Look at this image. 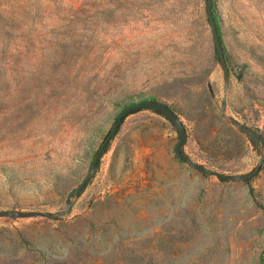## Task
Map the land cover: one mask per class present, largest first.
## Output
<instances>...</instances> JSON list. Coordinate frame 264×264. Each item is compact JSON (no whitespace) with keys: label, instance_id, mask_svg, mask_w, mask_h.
<instances>
[{"label":"rangeland","instance_id":"1","mask_svg":"<svg viewBox=\"0 0 264 264\" xmlns=\"http://www.w3.org/2000/svg\"><path fill=\"white\" fill-rule=\"evenodd\" d=\"M214 12L226 65L207 0H0V264H258L264 0ZM144 101L190 162L144 109L94 167Z\"/></svg>","mask_w":264,"mask_h":264},{"label":"water","instance_id":"2","mask_svg":"<svg viewBox=\"0 0 264 264\" xmlns=\"http://www.w3.org/2000/svg\"><path fill=\"white\" fill-rule=\"evenodd\" d=\"M207 12H208V20H209L212 36H213L214 41H215V46H216L218 58L221 60V62L224 65H226L225 50H224L222 38H221L220 33H219L218 23H217V20L215 17V12H214V0H207ZM144 109L153 110V111H156V112L163 114L170 122H172L175 125L177 132H178V135H179V142L176 146V155L179 159H181L185 162H188V163L190 162L189 158H187L182 151L183 145L187 141V130H186L183 122L179 118V116L169 106H167L163 103H159L156 101H144V102H140L138 104H135V105H132V106L126 108L116 118L111 132L109 133V135L105 139L102 147L100 148L98 154L96 155V157L94 159V163H93L94 167H96L99 164L104 150H106L108 148L110 142L117 136L123 121L129 115L136 113L138 111L144 110ZM241 130L250 133L251 137L254 140H256L255 131L248 129L246 127H242ZM196 169L202 173L207 172L206 169H204L201 166H197ZM260 171H261V166H259L251 176H247L246 181H250L251 179H253L255 176H257L259 174ZM215 175L222 181H229L232 179L231 176H222V175L217 174V173Z\"/></svg>","mask_w":264,"mask_h":264},{"label":"trees","instance_id":"3","mask_svg":"<svg viewBox=\"0 0 264 264\" xmlns=\"http://www.w3.org/2000/svg\"><path fill=\"white\" fill-rule=\"evenodd\" d=\"M215 17H216V14H215ZM216 20H217V18H216ZM218 28H219V26H218ZM219 33H220V36L222 38V34H221V31H220V28H219ZM262 209L264 211V207H262ZM167 250H168V246H167L166 242L163 241L161 243L160 247H159V251L162 254V256L166 255ZM176 255L177 256L180 255V248H177ZM120 264H168V263L165 260H161L159 262H154V261H144L142 259H140V260H137V259L127 260L126 259L123 262H121ZM258 264H264V256L263 255L260 256Z\"/></svg>","mask_w":264,"mask_h":264}]
</instances>
